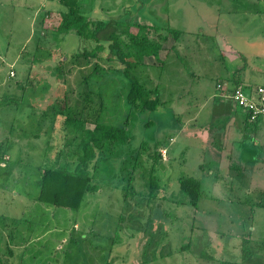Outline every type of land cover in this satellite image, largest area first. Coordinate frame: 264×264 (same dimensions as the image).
<instances>
[{
  "label": "rangeland",
  "instance_id": "374dc122",
  "mask_svg": "<svg viewBox=\"0 0 264 264\" xmlns=\"http://www.w3.org/2000/svg\"><path fill=\"white\" fill-rule=\"evenodd\" d=\"M80 2L93 18L148 25L162 42L159 58L131 69L161 103L133 106L131 79L109 51L80 62L96 43L58 31V2L0 0V264L241 262V231L251 233L244 264H264V122L246 126L244 110L216 91L226 77L264 84V0ZM82 109L86 128L101 121L129 136L96 149L88 169L99 189L77 212L37 196L44 167L80 163L85 135L64 121ZM188 176L202 181L197 206L180 186Z\"/></svg>",
  "mask_w": 264,
  "mask_h": 264
},
{
  "label": "trees",
  "instance_id": "16d2710c",
  "mask_svg": "<svg viewBox=\"0 0 264 264\" xmlns=\"http://www.w3.org/2000/svg\"><path fill=\"white\" fill-rule=\"evenodd\" d=\"M53 1L58 2L61 7L62 22L58 27L60 33H74L80 38L91 39L96 43V47L91 51L86 50L84 53H77L80 56V62H92L90 60H96L100 58L99 56L102 53L109 51L112 54L109 57V62H113V58L122 62L124 65L123 72L131 79L130 88L127 92L128 101L141 110L157 109L161 101L158 96L154 95V89H148L141 79L131 71L133 65L143 62L145 57L155 56L159 58L160 56L162 42L149 37L145 33L149 26L140 25L137 21L133 22L129 17H112L108 20L93 18L84 13L83 4L80 0ZM136 26H141L137 33L132 29ZM152 27H155L156 30L160 29L158 25L153 24ZM173 32L175 37L180 33L176 29H173ZM124 36H127L128 40H125ZM161 38L163 40L168 39L167 35ZM98 68L99 64L95 63V70L98 71ZM19 82L21 81H18L17 85L21 86ZM235 85L233 83V86ZM237 85L243 84L238 83ZM87 120L88 118L85 117L83 109L75 114L69 112L66 114L64 124L72 127L74 132L85 135L81 142L84 152L80 163L75 169L67 167L70 164L68 157L65 158L64 166L53 164L44 167L37 196L40 202L56 208L63 207L67 210L79 212L87 195L99 189L98 183L93 181L94 174L88 169L90 162L96 158V149L102 148L106 141L121 142L129 136L125 127L108 125L101 121L97 122L94 129L86 128ZM245 122L247 126L253 124L258 127L264 122V119L259 118L252 122L245 118ZM4 154L0 155V159H3ZM254 157L252 160L259 159V157ZM57 159L59 160L60 157H57ZM160 186V182L153 178L151 181L152 191L154 192ZM180 186L189 195L192 204L197 206L202 196V181L193 176L183 177L180 179ZM237 234L242 237V244L238 246L242 251V261L220 259V264H244L245 258L248 257L246 252L250 250L248 242H250L251 233L241 231ZM186 247L188 245H182V248L185 249ZM208 255L212 257V255Z\"/></svg>",
  "mask_w": 264,
  "mask_h": 264
},
{
  "label": "built area",
  "instance_id": "2783aa9c",
  "mask_svg": "<svg viewBox=\"0 0 264 264\" xmlns=\"http://www.w3.org/2000/svg\"><path fill=\"white\" fill-rule=\"evenodd\" d=\"M14 75L15 71L11 70V76ZM243 85L230 86L227 82H219L217 96L231 99L244 110L245 117L249 121L264 119V84Z\"/></svg>",
  "mask_w": 264,
  "mask_h": 264
},
{
  "label": "crops",
  "instance_id": "0c3cea01",
  "mask_svg": "<svg viewBox=\"0 0 264 264\" xmlns=\"http://www.w3.org/2000/svg\"><path fill=\"white\" fill-rule=\"evenodd\" d=\"M250 4H254L253 2H250ZM221 81H223V82H227V83H229L230 85H232L233 86V83H235L236 85L238 84V83H242V84H246V83H248V82H240V80H238L237 78H235V79H231V78H229V77H226L225 79H221V80H218L217 81V84L219 83V82H221ZM247 85V84H246ZM251 85H256V84H251ZM216 91H218L217 90V86H216ZM215 95V94H214ZM0 115H3L2 114V111L0 112ZM246 118V117H245ZM234 119H236V117H233V120ZM236 123V122H235ZM232 125H234L233 123H231ZM245 125L247 126V124H246V122H245ZM235 126V125H234ZM235 128L236 129H234L233 131V134H234V136L236 137V139L238 140V141H240L239 140V135H242V132H243V130L241 129V128H239L237 125L235 126ZM231 134H232V132H231ZM231 136V135H230ZM247 142H248V140H247ZM254 143V142H253ZM246 146L248 147V148H250V149H253L252 148V145L251 144H246ZM6 157H10V155L8 156H6ZM228 160V159H227ZM248 161H249V158H248ZM258 161H260L259 159H258ZM13 167H15V168H17V166H18V164H16V165H12ZM232 166V165H231ZM244 168V167H243ZM0 172L2 173V175H4L3 173H8L7 171H5L4 169H3V165H0ZM4 179V176L2 177V180ZM38 194H39V192H38ZM16 195L19 197L20 195H21V193H19V191H17L16 192ZM77 224V223H76ZM75 224V225H76ZM76 228H82V226H80L79 224H77V226H75ZM90 228H92V227H90ZM66 230H69L68 228H65ZM83 229H84V227H83ZM82 229V231H83V236L85 237V236H87L86 235V232L84 231ZM58 230V229H57ZM59 230H61V228L59 229ZM24 231V230H23Z\"/></svg>",
  "mask_w": 264,
  "mask_h": 264
},
{
  "label": "water",
  "instance_id": "95a60500",
  "mask_svg": "<svg viewBox=\"0 0 264 264\" xmlns=\"http://www.w3.org/2000/svg\"><path fill=\"white\" fill-rule=\"evenodd\" d=\"M162 167H164V164H162Z\"/></svg>",
  "mask_w": 264,
  "mask_h": 264
}]
</instances>
